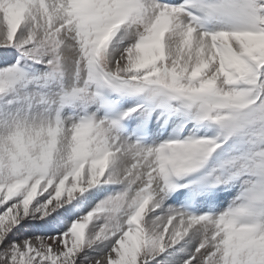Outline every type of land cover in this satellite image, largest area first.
I'll return each mask as SVG.
<instances>
[{
    "label": "snow or ice",
    "instance_id": "6c2138e0",
    "mask_svg": "<svg viewBox=\"0 0 264 264\" xmlns=\"http://www.w3.org/2000/svg\"><path fill=\"white\" fill-rule=\"evenodd\" d=\"M0 264H264V0H0Z\"/></svg>",
    "mask_w": 264,
    "mask_h": 264
}]
</instances>
